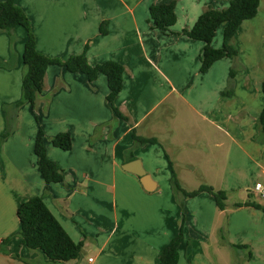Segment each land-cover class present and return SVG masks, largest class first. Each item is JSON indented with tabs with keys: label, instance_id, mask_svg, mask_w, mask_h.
Segmentation results:
<instances>
[{
	"label": "crops",
	"instance_id": "crops-1",
	"mask_svg": "<svg viewBox=\"0 0 264 264\" xmlns=\"http://www.w3.org/2000/svg\"><path fill=\"white\" fill-rule=\"evenodd\" d=\"M171 1L15 0L31 20L41 53L66 60L86 51L92 65L106 60L124 65V87L115 104L125 118L107 101L106 75L90 81L82 71L49 66L35 109L29 103L19 108L15 128L0 146V239L9 238L0 264H160L180 230L185 239L177 264H264V198L254 191L256 183L264 186L259 125L264 0L234 37L238 55L224 56L205 72L200 71L205 42L179 33L208 8L226 9L230 0H175L177 21L163 32L154 28L150 6ZM223 31L224 25L215 47L223 46ZM13 35L12 42L9 33L0 32V139L5 108L23 93L28 33L19 25ZM40 128L48 156L63 169L62 182L48 184L38 167ZM134 130L158 142L136 145ZM60 132L71 134L70 150L53 144ZM129 165L150 174L154 189L147 190ZM181 170L225 190L228 198L232 190L244 194L221 210L212 194L202 192L188 197L182 209L172 181ZM37 195L70 236L83 242L77 258L53 262L21 244L18 207ZM247 200L257 205L236 206ZM216 233L234 251V260L220 245L211 254ZM93 248L94 259L88 255Z\"/></svg>",
	"mask_w": 264,
	"mask_h": 264
},
{
	"label": "trees",
	"instance_id": "trees-1",
	"mask_svg": "<svg viewBox=\"0 0 264 264\" xmlns=\"http://www.w3.org/2000/svg\"><path fill=\"white\" fill-rule=\"evenodd\" d=\"M260 2L261 0H230L226 9L208 8L200 15L192 28H186L179 33L205 42L201 56L200 71H207L214 62L224 56L236 57L238 55V47L233 43L234 37L245 20L251 19L258 14ZM150 20L154 28L163 32L171 31V27L177 21L176 1L151 4ZM19 25L25 27L28 33L23 53L25 64L23 93L19 102L5 108L7 126L1 136L0 146L15 128L14 122L17 120L19 108L24 103H29L35 109L37 97L44 89L46 72L52 64L62 65L72 72L82 71L87 74L90 81L96 80L100 74L106 75L109 85L107 101L119 116L125 118L115 104L118 94L124 87L125 67L122 63L115 60H106L92 65L88 60L86 51L72 55L66 60L41 53L36 46V37L31 20L25 11L16 4L15 0H0V32L9 33L13 42L15 40L13 31ZM222 25H224L223 46L219 48L213 45V40ZM235 73L233 69L230 73L231 79L235 77ZM262 91L264 93V80L262 82ZM227 93L230 94L229 90L225 92V94ZM259 125L262 132H264V108L259 117ZM133 136L136 145L158 142L156 137L140 136L136 130L133 131ZM52 142L55 146L64 150H70L73 146L72 136L69 132L58 133L52 139ZM35 153L38 167L45 181L48 184L62 182L64 180L63 169L58 162L48 156L45 133L41 128L35 141ZM172 181L177 198L183 205L188 197L208 192L214 196L218 208L221 210L225 209L226 200L228 199L225 190L216 189L209 184H201L197 189L187 190L182 186L176 174ZM244 205L257 204H254L251 200L236 204V206ZM17 212L21 222L19 235L22 245H26L31 249L41 250L53 262L68 261L80 255L83 249V242H76L70 236L42 196H33L23 201L19 205ZM184 239V232L180 230L163 250L160 264H177L179 262V248ZM8 241L9 238H6L0 243V250L6 249ZM240 247L247 246L240 245ZM249 257H251V253Z\"/></svg>",
	"mask_w": 264,
	"mask_h": 264
},
{
	"label": "rangeland",
	"instance_id": "rangeland-1",
	"mask_svg": "<svg viewBox=\"0 0 264 264\" xmlns=\"http://www.w3.org/2000/svg\"><path fill=\"white\" fill-rule=\"evenodd\" d=\"M222 30L223 29H221V31ZM183 172H185V171L181 170L179 172L180 173L179 176H177V177H180V178L183 179V182H184L183 183V187L186 186L185 189L193 190V189H197L198 185L205 184L204 182L206 180H204L203 177H200V176L198 177V174H194V172L193 173H191V172L183 173ZM228 193L230 194V197L228 198V200H226V203H230L231 201H234V199H237V198L241 197V195L244 194L242 191H237V190H232V191H229ZM178 201H179V205L181 206V208L185 209L184 208L185 204L183 205L180 200H178ZM110 212H111L112 215H114V213H115L114 207H112L110 209ZM213 236L214 237L210 240V243H209V249L211 251V254L214 255L215 248L218 247V245H220L221 251L227 253V257L229 256V258H232L234 260V258H235L234 257V251H232L230 249V247L226 246L225 243L222 242V240L220 239V236L217 235V233L214 234ZM215 237H216V239L219 240V243L215 240ZM196 241L198 242L199 239H196ZM93 245H94V243H93ZM97 251H98V249L93 248V251L92 252H88V255L91 256L92 259H94L95 256L97 255ZM220 263H221V260H220Z\"/></svg>",
	"mask_w": 264,
	"mask_h": 264
},
{
	"label": "water",
	"instance_id": "water-1",
	"mask_svg": "<svg viewBox=\"0 0 264 264\" xmlns=\"http://www.w3.org/2000/svg\"><path fill=\"white\" fill-rule=\"evenodd\" d=\"M129 164H130V165H131V164H132V165H139V162H136V163H134V162H130ZM130 165L127 166L126 169L129 170V171H132V172H134V173H136V174H138V175L141 177L142 183L144 184V187H145L147 190H149V191L153 190L154 187H155V182L153 181L151 175L148 174V173H147L144 169H142V168H136V169H133V168L130 167ZM132 165H131V166H132Z\"/></svg>",
	"mask_w": 264,
	"mask_h": 264
},
{
	"label": "built area",
	"instance_id": "built-area-1",
	"mask_svg": "<svg viewBox=\"0 0 264 264\" xmlns=\"http://www.w3.org/2000/svg\"><path fill=\"white\" fill-rule=\"evenodd\" d=\"M254 191L259 195V197L264 198V186L261 182L256 183ZM2 240L0 239V243Z\"/></svg>",
	"mask_w": 264,
	"mask_h": 264
}]
</instances>
